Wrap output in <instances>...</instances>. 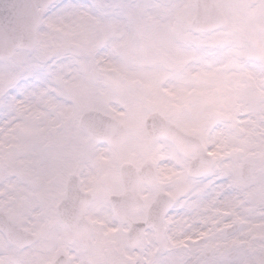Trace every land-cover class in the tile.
<instances>
[{"label": "snow or ice", "instance_id": "1", "mask_svg": "<svg viewBox=\"0 0 264 264\" xmlns=\"http://www.w3.org/2000/svg\"><path fill=\"white\" fill-rule=\"evenodd\" d=\"M262 25L264 0L0 3V264H45L56 199L65 189L78 194L83 169L105 147L84 144L87 109L101 89L131 104L127 74L145 59L190 76L186 55L162 58L155 49L171 43L218 61L236 42L252 54L223 98L230 114L213 118L214 137L198 146L202 164L183 194L131 228L124 205L108 197L102 224L57 264H264V57L247 39ZM152 88L158 93V77ZM219 99L192 96L186 107L199 115ZM237 122L250 133L239 149L230 131Z\"/></svg>", "mask_w": 264, "mask_h": 264}, {"label": "rangeland", "instance_id": "2", "mask_svg": "<svg viewBox=\"0 0 264 264\" xmlns=\"http://www.w3.org/2000/svg\"><path fill=\"white\" fill-rule=\"evenodd\" d=\"M260 27L264 29V25ZM247 39L254 48L255 55L264 57V35L258 36L256 28L250 27ZM168 48L169 52H165ZM154 54L162 58L166 56L168 59H174L173 54L186 55L188 58L185 68L190 73V76L178 79L175 70L168 66L165 60L161 59L154 63L151 59H145L138 63L135 69L129 70L127 74L126 95L133 103L129 104L128 100L121 95H110L101 89L97 93L98 99L88 107V109L96 108L114 117L121 118L133 128L130 135L131 140L123 146V150L126 153L137 151V148L133 147L136 144L138 145V149L143 152L144 140L141 133H137L142 128V124L139 128L137 127L135 123L139 118L136 117H143L144 119L149 112L154 110L162 112L165 116L175 120L187 130L198 133L204 141L206 137H214L215 133L211 129V121L217 116L227 117L230 114L231 109L223 98L231 92L230 85L241 79L243 61L252 52L245 51L242 44L236 42L224 51L218 61H215L207 60L198 54L195 56L185 54L176 44L170 43L155 49ZM156 77L159 78L160 83L158 93L154 92L152 88V80ZM181 85L184 91L178 90ZM199 94L202 96L220 97L212 110L200 113L202 114L201 117L193 115L191 110L186 107V100L192 96H201ZM143 119L141 123H143ZM230 131L234 135L236 148H243L246 138L250 135L248 128H242L237 122V126L230 129ZM137 134L139 137H137ZM84 144L86 147L93 144L88 133L84 137ZM168 146L171 149L172 145L170 143H168ZM173 149L174 147L171 149L172 152ZM117 151L107 146L100 148L99 155L93 157L91 166L83 170L85 176L84 187L93 190L98 196L94 205H91L88 215L92 221L97 222V227L102 224V221L98 220L97 216L104 215V209L109 207L106 194H109L113 188L118 189L119 183L117 184V181L114 182L116 178L110 179L112 173L109 174L124 159L121 156L124 151ZM172 152L167 154L166 158L175 157ZM115 154H118V157L115 158ZM128 159H131V157ZM173 160L179 170L178 179L169 182L168 188L169 190L172 189L177 195L184 192L185 178L182 176L183 170L180 171L181 159ZM104 183H107V186ZM61 194L56 199L45 225V243L43 246L45 264L53 260L60 253L67 255V250L75 242L71 232L58 219L56 213L55 205L60 199ZM103 195L104 197L106 195V198H102ZM101 201L104 202L105 206L100 204Z\"/></svg>", "mask_w": 264, "mask_h": 264}, {"label": "flooded vegetation", "instance_id": "3", "mask_svg": "<svg viewBox=\"0 0 264 264\" xmlns=\"http://www.w3.org/2000/svg\"><path fill=\"white\" fill-rule=\"evenodd\" d=\"M262 34L264 35V29L262 28ZM144 136V143L146 144L143 147V152L141 151H132L131 152V162L134 166L133 176L134 179L137 180V188L138 194L143 200V207L141 210L136 211L133 213L131 217V221L134 223L137 219H145L149 215L150 211L153 210L158 205H162L163 201L157 202V198L160 194L166 193L176 199L181 194H177L173 192L172 189L169 190L168 183L171 181H176L178 179V168L174 163L173 159H177L176 157L166 158L167 154H170L172 151V147L168 146V142L161 137L152 138L146 137L145 133ZM170 149V151H169ZM174 154V152H172ZM121 156L126 160L127 153L122 152ZM118 157V154H117ZM183 160V161H182ZM181 168L180 171L183 170L182 176H185V166L186 160L182 158L180 160ZM84 170V169H83ZM95 170V169H94ZM104 178V177H103ZM104 181V180H103ZM85 176L80 179L79 184L82 189L91 192L90 190L84 187ZM111 183V182H110ZM119 183V184H118ZM118 189H113L111 193H122L123 185L120 182H117ZM92 193V192H91ZM94 196V193H92ZM156 203V205H155ZM105 206V205H104ZM98 215V214H97ZM95 228L97 227L94 221ZM129 223V227H130Z\"/></svg>", "mask_w": 264, "mask_h": 264}, {"label": "water", "instance_id": "4", "mask_svg": "<svg viewBox=\"0 0 264 264\" xmlns=\"http://www.w3.org/2000/svg\"><path fill=\"white\" fill-rule=\"evenodd\" d=\"M7 2H8V0H0V3H7ZM87 114L90 115L91 117H93V121L92 122H97L99 120L102 121L103 118H101V117H108V116H105V115H103L102 113H100L98 111H88ZM162 117L163 116L160 113H158V112L151 113L149 115V118H148V121H147V127L150 124L153 125L154 126L153 128H157V130H159L160 133H162V134L168 136L169 138L173 139L174 141H176L178 143V145L181 146V142H178V139H180V137H183L182 134L180 133L178 128H176L171 123L165 122V120ZM95 119H97V120L95 121ZM107 121H105V122H107ZM162 124L163 125H167L168 128L167 127L165 128L164 126H162ZM113 125H114V127H113L114 130L112 131V133L109 134L110 132H108V133L100 134L102 136H100V135L97 136V133L94 132L96 129L94 127H91V125L87 124L85 126H86V128L88 130H90L93 133L94 136H96V138L100 136V138L103 139L106 142H109V143L114 144V145H120V144H122L124 142V140L126 138V134L123 133L122 136H121V134H120L121 131L119 129V125L116 124V123L113 124ZM96 128H99V127L96 126ZM111 129H112V127H111ZM164 131H165V133H164ZM115 132H117V133H115ZM114 133L116 134V136H115ZM126 185H128L127 194H129L131 192V189H130L131 186H129L128 183ZM112 200H114V201L118 200L124 205V216L127 217L126 209L129 206V200L127 199V196H125L124 198L123 197L122 198L112 197ZM69 206L71 207V211L70 212H66L65 209L67 207H69ZM76 209H77V207H76ZM59 213H60V216H61L62 219H64L65 221H68L70 223V226H72V228L74 229L75 237L79 238V236L82 234V232H78V230L83 228V224L72 219L76 215L75 214L76 211H73V201L71 202L70 199H68L66 201H63V203L59 207ZM58 260H61V261L65 260V257L62 255L56 261H54L51 264H57Z\"/></svg>", "mask_w": 264, "mask_h": 264}]
</instances>
